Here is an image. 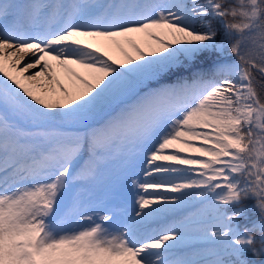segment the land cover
<instances>
[{
    "label": "snow or ice",
    "instance_id": "1",
    "mask_svg": "<svg viewBox=\"0 0 264 264\" xmlns=\"http://www.w3.org/2000/svg\"><path fill=\"white\" fill-rule=\"evenodd\" d=\"M258 84L264 0H0V264L264 254Z\"/></svg>",
    "mask_w": 264,
    "mask_h": 264
},
{
    "label": "rangeland",
    "instance_id": "2",
    "mask_svg": "<svg viewBox=\"0 0 264 264\" xmlns=\"http://www.w3.org/2000/svg\"><path fill=\"white\" fill-rule=\"evenodd\" d=\"M236 1V0H235ZM220 40H218V42H219ZM227 50V48H225L224 49V52H223V54L221 55V53H219V52H213L214 54H216V55H214L213 56V58H217L216 60H218L217 62H233V60H234V58L228 53V51H226ZM208 54H211V53H208ZM221 58H223V59H221ZM244 198H248V200H249V202L251 203L248 207H247V211H252V212H254L255 214L256 213H259L258 215H256L255 216V218L256 219H251L250 218V220L252 221V222H254V224L257 222V221H259L260 219H261V216H260V211H259V209L257 208V206H256V197L253 195V194H251V193H248L246 196H244ZM241 199H239V200H237V201H234V202H231V203H229L228 204V208L229 207H234L235 206V204H237L239 201H240ZM247 211H245V212H243V213H239V215H240V217H239V215H236V216H234V218H233V223L235 224L236 223V225L238 226V228H239V233H242L243 231H245V229H243L242 227L243 226H241V222H242V219L243 218H246V217H248V215L247 214H245ZM230 214V213H229ZM231 216L233 215L232 213L230 214ZM250 252H252V250L251 249H248V248H245V249H243L242 251H241V258L242 259H244L245 260V256H246V254H248V253H250ZM262 255H264V254H262ZM246 261V260H245Z\"/></svg>",
    "mask_w": 264,
    "mask_h": 264
},
{
    "label": "trees",
    "instance_id": "3",
    "mask_svg": "<svg viewBox=\"0 0 264 264\" xmlns=\"http://www.w3.org/2000/svg\"><path fill=\"white\" fill-rule=\"evenodd\" d=\"M228 3H233L231 0H228ZM216 23H218V22H216ZM217 29H218V32L217 33H219V34H223V29L222 28H220L219 27V25L217 24ZM257 90H258V92H259V94H260V96H261V98L262 99H264V87H261L260 86V84H258L257 85ZM262 256H256L254 259H256V262L255 263H253V264H264V262H262V261H260V258H261Z\"/></svg>",
    "mask_w": 264,
    "mask_h": 264
},
{
    "label": "bare ground",
    "instance_id": "4",
    "mask_svg": "<svg viewBox=\"0 0 264 264\" xmlns=\"http://www.w3.org/2000/svg\"><path fill=\"white\" fill-rule=\"evenodd\" d=\"M33 71H35V70H33ZM229 210H230V209L228 208V204L224 205L223 208H222V211H223V213H224L225 216H231V215L228 213ZM192 222H195V217H194L193 221H191L190 223H192ZM232 224L234 225L235 230L239 233V228H238V226L236 225V223L234 224L233 221H232Z\"/></svg>",
    "mask_w": 264,
    "mask_h": 264
}]
</instances>
